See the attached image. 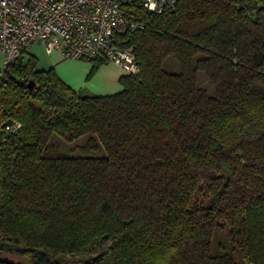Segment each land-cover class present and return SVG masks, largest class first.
<instances>
[{
	"label": "trees",
	"instance_id": "1",
	"mask_svg": "<svg viewBox=\"0 0 264 264\" xmlns=\"http://www.w3.org/2000/svg\"><path fill=\"white\" fill-rule=\"evenodd\" d=\"M132 11L118 92L0 70V264H264V0Z\"/></svg>",
	"mask_w": 264,
	"mask_h": 264
},
{
	"label": "built area",
	"instance_id": "2",
	"mask_svg": "<svg viewBox=\"0 0 264 264\" xmlns=\"http://www.w3.org/2000/svg\"><path fill=\"white\" fill-rule=\"evenodd\" d=\"M177 0H0L2 71L34 42L46 53L98 59L117 64L124 74L139 70L133 44L124 35L141 30L146 20L132 11L159 14ZM18 122L4 124L1 133H14ZM0 133V143L3 141Z\"/></svg>",
	"mask_w": 264,
	"mask_h": 264
},
{
	"label": "crops",
	"instance_id": "3",
	"mask_svg": "<svg viewBox=\"0 0 264 264\" xmlns=\"http://www.w3.org/2000/svg\"><path fill=\"white\" fill-rule=\"evenodd\" d=\"M29 54L36 57L38 68L53 67L58 77L74 90L82 89L92 94L104 95L122 89L119 78L123 75V71L117 64L112 62L101 63L88 76L92 67V62L88 59L64 58L58 50L46 53L47 55L44 58L37 56L35 53H30L28 50L24 54V59Z\"/></svg>",
	"mask_w": 264,
	"mask_h": 264
},
{
	"label": "rangeland",
	"instance_id": "4",
	"mask_svg": "<svg viewBox=\"0 0 264 264\" xmlns=\"http://www.w3.org/2000/svg\"><path fill=\"white\" fill-rule=\"evenodd\" d=\"M29 52L30 53H35L37 56H42L41 58H44L46 57V52L44 51L43 49V46L39 43H33L31 45V47L29 48ZM2 64H3V59H2V55L0 53V70L2 69ZM164 67L170 71H177L178 70V65L176 63V61L173 59V58H168L167 60H165L164 62ZM198 83L200 86L206 88V90L209 92V93H212V87L210 85V83L208 82L206 76L203 74V73H200L199 74V77H198ZM83 138L84 137H80L76 140V142H81L83 141ZM59 141L57 139V137H53V141ZM60 150L63 151V152H68V149L70 147V143H67L66 141H60ZM0 256H1V253H0ZM15 259H18V258H15Z\"/></svg>",
	"mask_w": 264,
	"mask_h": 264
},
{
	"label": "water",
	"instance_id": "5",
	"mask_svg": "<svg viewBox=\"0 0 264 264\" xmlns=\"http://www.w3.org/2000/svg\"><path fill=\"white\" fill-rule=\"evenodd\" d=\"M29 86H31V84Z\"/></svg>",
	"mask_w": 264,
	"mask_h": 264
}]
</instances>
